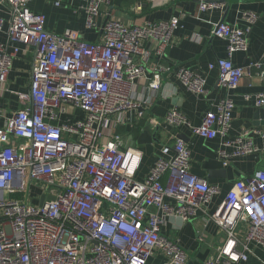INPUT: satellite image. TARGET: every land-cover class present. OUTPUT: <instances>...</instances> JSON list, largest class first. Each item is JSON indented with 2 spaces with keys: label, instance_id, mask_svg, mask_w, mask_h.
<instances>
[{
  "label": "built area",
  "instance_id": "2783aa9c",
  "mask_svg": "<svg viewBox=\"0 0 264 264\" xmlns=\"http://www.w3.org/2000/svg\"><path fill=\"white\" fill-rule=\"evenodd\" d=\"M30 1L1 0L10 17L6 27L0 18V34L7 38L0 43V98L16 57L31 53L33 63L28 90L15 94L19 109L11 115L0 110V264H150L158 254L166 258L162 264H188L190 252L163 229L171 219L188 223L198 212L225 238L204 264L248 262L252 244L264 247V170L237 180L209 215L208 205L219 189L190 173L191 151L183 140L165 148L146 179L138 181L143 154L116 132L111 120L123 122L129 111L142 108L141 102L150 103L136 100L138 83H147L153 95L160 91L180 18L134 27L106 19L103 40L94 44L48 32L46 16L32 12ZM84 1L79 9L87 15V28H99L112 0ZM179 1L197 3L200 12L221 7L213 0ZM244 17L251 26L258 20L248 13ZM250 31L225 22L213 31L228 42L229 57L216 63L218 85L228 92L246 75L232 57L247 51ZM255 67L262 70L264 59ZM177 76L187 90L206 94L200 75L180 69ZM255 105L264 108V92L255 96ZM234 110L227 97L198 127L177 109L164 124L185 126L204 139H225ZM251 133L224 141L218 155L225 166L259 152ZM243 224L246 242L241 244L237 234ZM197 240L204 243L203 230Z\"/></svg>",
  "mask_w": 264,
  "mask_h": 264
},
{
  "label": "crops",
  "instance_id": "0c3cea01",
  "mask_svg": "<svg viewBox=\"0 0 264 264\" xmlns=\"http://www.w3.org/2000/svg\"><path fill=\"white\" fill-rule=\"evenodd\" d=\"M62 1V6L57 7L52 0H31L29 8L34 13L46 16L45 29L48 32L57 36L70 35L78 41L94 44L103 40L101 27L106 19L118 20L128 27L168 21L173 17H179L181 20V25L175 30L167 50L164 62L166 70L159 78L160 91L153 95L146 89L147 83H138L135 91L136 100L150 99V103L141 102L142 108L139 111H129L123 122H118L117 117H111L116 123V132L131 144L145 128H149L152 134L156 132L157 142L142 146L134 145L143 154L136 174L138 181L146 179L156 160L164 156L163 150L172 149L181 136H184L183 141L191 151L190 173L219 189V193L208 205L209 215L224 202L237 180L249 178L256 171L264 170V126H255L257 121L254 118L259 110L255 105V96L264 92V67L262 70L255 67L264 59V0H213L221 3V7L209 12H200L198 4L189 1L112 0L110 6L104 8L105 16L98 20L99 28L96 29H89L86 26L87 15L79 9L86 5L84 0ZM245 13L257 16V22L251 26L244 17ZM9 17L8 7L0 0V18L5 21V27L8 25ZM222 22L243 30L251 27L247 51L236 52L232 57L236 67L246 70V75L233 92H228L218 85L220 72L216 63L229 57L228 42L213 35L215 26ZM195 35H199L201 40L194 37ZM0 43H7L4 32L0 34ZM32 63L31 53L20 54L14 60L7 92L0 98L1 111L11 115L19 109L15 94L28 90ZM211 65H214V68H210ZM180 69H187L200 75L206 82V94L199 96L187 90L178 79L177 73ZM153 78L154 74L150 72L148 79L152 81ZM227 97L233 100L235 110L231 128L225 139H204L195 136L185 126L164 124L167 114L177 109L192 126L198 127L206 114L210 111L216 112L220 102ZM77 114L83 116L81 112ZM260 122L261 120H258L257 124ZM246 131L252 132V141L259 152L235 158L225 166L218 151L224 149L225 140ZM227 150L232 151L231 148ZM164 179L166 180V177ZM206 218L207 215L198 212L197 217L188 223L171 219L163 229L164 233L178 240L192 255L197 254L196 259L191 258L188 264H204V260L213 249L225 241L219 228L214 223L207 222ZM200 230L204 232V243L197 240V232ZM237 238L241 244L246 242L245 224L240 227ZM202 245L207 246L203 248ZM250 249L252 252L249 261L244 264H264V247L252 244ZM198 255L201 257H197ZM164 261L166 258L158 254L150 260V264H162Z\"/></svg>",
  "mask_w": 264,
  "mask_h": 264
},
{
  "label": "water",
  "instance_id": "95a60500",
  "mask_svg": "<svg viewBox=\"0 0 264 264\" xmlns=\"http://www.w3.org/2000/svg\"><path fill=\"white\" fill-rule=\"evenodd\" d=\"M255 120L258 122V120H261L260 124H257V122L255 123V126H264V108L259 109L256 114H255ZM156 132L155 133H151L149 128H145L140 135L138 136V138L136 139V141H133L132 145H138V146H142L144 144H151L153 142H157L156 139ZM181 140L184 139V136H181L180 138ZM225 173V171L223 172ZM193 259H196L195 257H193Z\"/></svg>",
  "mask_w": 264,
  "mask_h": 264
},
{
  "label": "rangeland",
  "instance_id": "374dc122",
  "mask_svg": "<svg viewBox=\"0 0 264 264\" xmlns=\"http://www.w3.org/2000/svg\"><path fill=\"white\" fill-rule=\"evenodd\" d=\"M79 116V115H78ZM176 235V234H175ZM173 238V237H172ZM203 246V248H205L207 245H202ZM189 252V251H188ZM191 254V257L193 258V257H196V255L197 254H195V256L194 255H192V253H190ZM197 257H201V255H198ZM198 260H200V259H198Z\"/></svg>",
  "mask_w": 264,
  "mask_h": 264
}]
</instances>
